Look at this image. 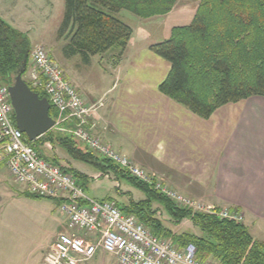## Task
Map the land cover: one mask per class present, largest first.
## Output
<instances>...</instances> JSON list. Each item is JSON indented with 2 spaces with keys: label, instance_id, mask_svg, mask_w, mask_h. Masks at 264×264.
<instances>
[{
  "label": "crops",
  "instance_id": "1",
  "mask_svg": "<svg viewBox=\"0 0 264 264\" xmlns=\"http://www.w3.org/2000/svg\"><path fill=\"white\" fill-rule=\"evenodd\" d=\"M151 44V40L137 44L133 29L120 61H112L117 51L85 61L100 62L104 82L105 74L110 76L102 89H91L61 63L89 103H104L91 115L92 132L180 192L215 208L240 211L252 235L264 242V97L223 105L202 118L160 91L171 66L150 49ZM58 156L54 158L61 162ZM68 160L65 167L86 175L85 181L119 180L111 171ZM6 174L11 177L0 161V264H42L63 225L59 201L35 198L26 187L9 186ZM122 191L119 199L94 198L119 201L121 207L131 197L137 201L146 197L130 185ZM172 226L173 233H181L180 225ZM83 264L117 263L112 254L98 252Z\"/></svg>",
  "mask_w": 264,
  "mask_h": 264
},
{
  "label": "trees",
  "instance_id": "2",
  "mask_svg": "<svg viewBox=\"0 0 264 264\" xmlns=\"http://www.w3.org/2000/svg\"><path fill=\"white\" fill-rule=\"evenodd\" d=\"M176 1L65 0L59 35L69 39L66 54L69 57L81 55L88 62L92 56L117 51L114 57L120 61L133 29L114 14L122 10L142 18L166 14ZM199 1L190 24L175 26L168 39L151 44L150 49L171 66L159 86L160 91L200 117L209 118L223 105L252 96L264 97V0ZM31 46L25 33L0 16V79L4 84L10 85L27 61L25 78ZM25 80L40 97H47L42 89ZM50 115L56 117L54 106H51ZM28 141L42 157L54 164L60 165L56 158L49 159L39 149L47 142L58 143L75 160L128 180L145 192L146 197L122 204V210L134 214L154 233L170 237L180 246L195 244L200 259L211 258L221 264H264V242L255 238L242 220L221 218L218 213L193 214L191 210L178 207L154 187L134 179L119 165L82 146L72 135L50 130L36 141ZM62 168L79 182L85 181L86 175L81 172ZM117 203L119 205V201ZM155 203L159 207L154 208ZM161 210L175 223L188 218L200 233H173L167 221L158 216Z\"/></svg>",
  "mask_w": 264,
  "mask_h": 264
},
{
  "label": "built area",
  "instance_id": "3",
  "mask_svg": "<svg viewBox=\"0 0 264 264\" xmlns=\"http://www.w3.org/2000/svg\"><path fill=\"white\" fill-rule=\"evenodd\" d=\"M26 74L33 87L46 93L56 110L53 129H69L82 146L119 165L138 181L184 207L193 205L188 197L92 132L91 115L104 105L103 101L89 103L44 45L37 44L32 49ZM46 145L52 148L50 142ZM0 161L6 164L16 185L26 187L30 195L59 201L67 230L58 234L42 264H83L98 252L112 254L117 264H221L200 259L199 249L193 243L175 247L170 239L154 234L134 214H126L117 201L90 196L72 173L42 157L16 125L9 85L1 79ZM218 211L221 218L243 219L237 210Z\"/></svg>",
  "mask_w": 264,
  "mask_h": 264
},
{
  "label": "rangeland",
  "instance_id": "4",
  "mask_svg": "<svg viewBox=\"0 0 264 264\" xmlns=\"http://www.w3.org/2000/svg\"><path fill=\"white\" fill-rule=\"evenodd\" d=\"M199 4H200L199 0H177L168 13L161 14V15L158 14V15H154V16H150L146 18L139 17L136 14L130 11H127V10H122L118 13H115L114 15L118 19H120L121 21H123L124 23L132 27V29H134L135 40L137 44H141L146 40H151L153 43H156L157 41H161V40L164 41V39L165 40L168 39L171 36L168 34L169 31L172 33V29L175 26H184V25L190 24L197 12ZM64 11H65V0H0V15L4 18V20H6L9 24H11L14 28L25 33L30 38V41L32 43V46H31L32 49L37 44L44 45L46 49L50 52L53 59H55L60 64L62 63L66 65V67L69 70L71 69L72 71L75 70L80 75L81 80L88 87H90L91 89H99V88L102 89L103 87H105L107 80L110 79V76L106 73L105 74L106 81L104 82L102 80L101 67L103 66L100 64L99 61L96 60L92 64H88L84 61L81 55H76L70 58L66 54L65 48L69 42V39H67L66 36L60 37L59 35V29H60V26L63 20ZM112 58H113L112 61L116 63L117 60H115V57H112ZM108 73L110 74L109 71ZM25 79L29 81V75L26 74ZM51 130L54 133H66V134L72 135L69 129H67L66 131H61L59 129L52 128ZM39 149L42 150V152L46 155V157H48L51 160L57 154H60V156L58 157L61 160V162H59L61 166H65L69 161L68 159H71L73 161L82 162L80 160L73 159L70 155H68V153L58 143L52 144V148L47 147V145L45 144ZM89 167L91 169H94V167L90 165ZM5 176H7L6 183L9 186L10 185L16 186V183L13 181L12 177L8 176L7 174ZM117 184L119 185L121 184L122 188H121V185L120 187L117 188ZM129 185L134 187L128 180H121V181L87 180V181H83V186L86 192L90 196L97 197L100 199L106 198L108 196L119 199V196L124 195L122 189ZM167 185L170 188H173V190L177 191L179 194L188 197L193 202V205H188L187 207L186 206L184 207L177 200L173 199V203L176 206L191 210L193 214L195 213H220V211L218 210L230 208L228 206L215 208L202 200L193 198L187 194L180 192L179 190H177L176 188L172 187L169 184ZM139 191L145 194V192H143L142 190L139 189ZM161 194L164 195L163 193ZM164 196L167 197L166 195ZM130 200L137 201L132 197L130 198ZM199 204L204 205L205 207L201 209L198 207ZM156 207H159V204L155 203L154 208ZM209 209H211V211H209ZM157 214L158 216H160L161 218L167 221L166 224L168 226H172L173 224L178 225V226L180 225L181 233L184 230L185 231L187 230V232H191V230H194L191 227L193 226V223L186 222L187 220H189L188 218L184 219L180 223H175L174 220L169 218L168 214L165 213V211L161 210ZM239 214L243 216V214L240 211H239ZM62 221H63V225L60 228L61 232L67 230L66 223H64V218L62 219ZM174 225L172 227L177 228ZM48 227H49V223H48ZM147 227L150 228L153 232V229L151 227L149 226ZM195 230L197 234L200 233V230L198 228L195 227ZM60 231L58 233H60ZM192 233H195V232H192ZM165 238L170 239L175 247H181L180 245L176 244L172 238L170 237H165ZM48 241H49V234H48ZM205 260L210 261L213 259L208 258Z\"/></svg>",
  "mask_w": 264,
  "mask_h": 264
},
{
  "label": "water",
  "instance_id": "5",
  "mask_svg": "<svg viewBox=\"0 0 264 264\" xmlns=\"http://www.w3.org/2000/svg\"><path fill=\"white\" fill-rule=\"evenodd\" d=\"M23 69L9 85L12 104L15 110V121L18 128L30 141H36L55 125L50 115L51 103L47 97H40L23 77Z\"/></svg>",
  "mask_w": 264,
  "mask_h": 264
}]
</instances>
